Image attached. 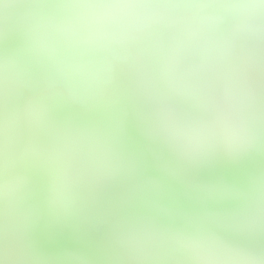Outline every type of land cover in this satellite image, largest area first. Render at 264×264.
I'll return each mask as SVG.
<instances>
[{
	"label": "clouds",
	"instance_id": "clouds-1",
	"mask_svg": "<svg viewBox=\"0 0 264 264\" xmlns=\"http://www.w3.org/2000/svg\"><path fill=\"white\" fill-rule=\"evenodd\" d=\"M0 264H264V0H0Z\"/></svg>",
	"mask_w": 264,
	"mask_h": 264
}]
</instances>
